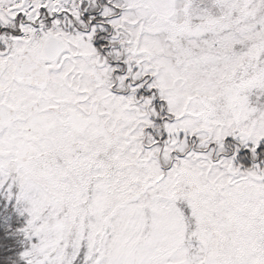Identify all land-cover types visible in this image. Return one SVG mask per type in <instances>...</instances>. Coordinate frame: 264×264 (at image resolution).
I'll return each mask as SVG.
<instances>
[{"label": "snow or ice", "instance_id": "6c2138e0", "mask_svg": "<svg viewBox=\"0 0 264 264\" xmlns=\"http://www.w3.org/2000/svg\"><path fill=\"white\" fill-rule=\"evenodd\" d=\"M0 264H264V0H0Z\"/></svg>", "mask_w": 264, "mask_h": 264}]
</instances>
